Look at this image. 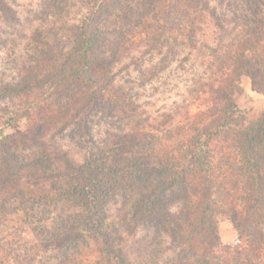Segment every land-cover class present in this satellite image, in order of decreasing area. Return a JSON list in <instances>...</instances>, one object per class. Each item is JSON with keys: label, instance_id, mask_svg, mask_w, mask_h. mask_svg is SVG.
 <instances>
[{"label": "trees", "instance_id": "16d2710c", "mask_svg": "<svg viewBox=\"0 0 264 264\" xmlns=\"http://www.w3.org/2000/svg\"><path fill=\"white\" fill-rule=\"evenodd\" d=\"M126 1L114 20L108 8L86 18L70 49L38 31L21 82L0 89L4 97L34 99L23 112L28 123L0 138V217L14 201L30 203L21 178L37 186L51 181L63 210L73 211L55 220L46 241L61 255L60 264H135L125 243L140 226L172 238L180 251L173 264H262L264 113L249 119L237 96L244 76L264 96V0H229L222 15L211 0ZM164 11L175 12L204 69L180 102L153 117L117 84L114 69L143 34L155 39L153 19ZM0 15L17 21L5 0ZM208 17L220 30L214 45L198 40ZM94 109L120 124L116 140L82 164L52 155L48 135L75 124L90 136L87 121ZM27 150L34 152L31 161ZM40 190L32 205L47 203L48 191ZM117 197L123 202L113 218L108 203ZM220 216L237 230V244L221 241Z\"/></svg>", "mask_w": 264, "mask_h": 264}, {"label": "rangeland", "instance_id": "374dc122", "mask_svg": "<svg viewBox=\"0 0 264 264\" xmlns=\"http://www.w3.org/2000/svg\"><path fill=\"white\" fill-rule=\"evenodd\" d=\"M5 1L13 9L17 21H6L0 15V89L21 82L22 69L32 62L35 54L33 37L38 31L51 44L70 49L76 42L78 27L86 18L108 8V13L113 12L109 19L114 20L115 15L120 13L119 7L126 0L117 4L115 0L113 3V0ZM228 1L211 0L210 7H215L220 15L226 14ZM126 2L129 3V0ZM153 21L158 26L155 39L148 41L149 38L143 34L139 45L121 55L114 70L117 84L136 96L144 109L154 117L188 94L193 79L203 71L204 66H197L202 60L201 55L188 46L175 12H159ZM216 24L214 18H207L202 24L203 32L198 35L200 43L214 45L216 33L220 31ZM136 28L140 26L137 24ZM126 33L130 39L132 33ZM241 83L243 93L237 96L238 105L249 119H257L264 113V96L253 90L250 77L244 76ZM33 101V97H4L0 90V138L11 134L13 126L22 127L28 123L23 112ZM87 122L90 136L83 134L79 125L75 124L54 138L48 135L46 141L52 155L59 154L82 164L87 156L96 154L103 143H111L121 133L120 124L104 117L98 109L93 110ZM33 153L27 150L24 155L31 161ZM15 179L20 178L15 176ZM56 180L59 186L65 187V181ZM2 181L7 179L3 178ZM51 184L48 181L37 186L21 178L19 185L26 191L25 196L30 203L25 206L14 201L10 213L0 217V264H60L62 261L58 251L52 250L46 241L51 237L55 220L73 211L63 210V200L54 194L57 190H52ZM42 186L48 191L47 203L32 205ZM117 198V201L108 203L113 218L118 216L123 202L121 197ZM176 203H170L171 208H175ZM218 232L224 244H237L238 232L225 216L219 217ZM126 238L125 247L135 264H173L179 256L178 246L159 228L140 226L134 235ZM186 264L194 263L188 260Z\"/></svg>", "mask_w": 264, "mask_h": 264}]
</instances>
